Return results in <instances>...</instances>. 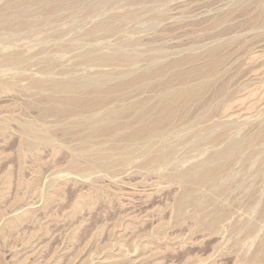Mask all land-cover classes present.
Here are the masks:
<instances>
[{
  "label": "rangeland",
  "instance_id": "rangeland-1",
  "mask_svg": "<svg viewBox=\"0 0 264 264\" xmlns=\"http://www.w3.org/2000/svg\"><path fill=\"white\" fill-rule=\"evenodd\" d=\"M8 1L11 2L9 5ZM16 1L0 0V264H264V215H261L264 210V193H262L264 192V181L262 179L264 177L262 176L264 175L262 168L264 167H261L264 163V154L262 156V153H264V64H262L264 63V40L261 41L260 39V33H263L264 28L260 27L258 23L250 22L254 11H243L246 0H188L189 2L186 5L176 9L177 13H175L176 10H173V12L170 10L172 14H175L171 16L170 20L168 19L170 18L169 15L166 16L167 20H165L166 17L163 18L164 21L161 19V24L159 20L155 22L153 15V17L150 16V12L154 13V6L148 0H146L147 2L143 0L138 3H132V0H107L109 2L106 3L103 0H92V2L91 0H76V3L74 0L75 4L70 6V8L69 6L61 5L59 3L60 0H43L39 1L40 3L38 1L34 2L36 4L31 6L29 11H32V14L30 13L31 17L30 14L24 17L26 19L28 17L27 20L30 22L33 19L34 25L32 22L30 27L19 26V16L13 15L10 18L12 19L10 22L13 21V18L14 21L8 27L3 20L6 15L12 12L13 7L11 5ZM100 1L102 2L101 5L99 4L101 3ZM56 2L60 5H56ZM143 2L146 3V9L150 6L151 9L144 10L143 6L145 4ZM148 2L149 6L147 5ZM90 3L97 6L96 10H90L92 6ZM140 3L143 5L139 6ZM54 4L57 9L52 10L55 6ZM128 5L133 7L131 8ZM60 6L62 7L60 8ZM127 7L130 8L128 11L133 10L139 13V15L137 14L138 19H125L123 24H117L114 20V25L116 27L119 26L114 29L115 31L113 30L114 32L112 31L114 34L112 32H108V34L102 29L93 30L96 22L101 19H107L106 17H109L110 13L114 14L117 11L126 13L128 12ZM136 7L139 12L137 9L134 10ZM157 8L167 11L163 6ZM39 10H41V13ZM96 11H99L100 14L97 12L95 15ZM148 11L150 12L148 13ZM149 17H152L153 23ZM36 19L40 23L35 22ZM44 19L45 21H43ZM119 24H122L123 30L120 29L121 26ZM232 39H235V41ZM1 42L3 45H1ZM127 42L128 44L130 42L133 46L127 45ZM94 43L95 45L98 43V45L95 47ZM119 44L122 45L120 46ZM81 46L84 48H80ZM214 46H218V51L216 50L218 55L222 53L227 55V61L224 66H227L228 76L230 77L237 74L236 68L230 67L234 66L238 61L243 63V68L256 65V70L243 76L240 73L237 79L233 81V85H230L232 91L239 87L236 89L238 96L228 101V107H232L230 109L231 115L228 117L218 114L213 119L207 120L208 122L210 121L212 126L215 125L212 127L208 122L197 119L203 112L204 107L197 106L199 107L197 108L193 106L192 109L195 108L191 109L187 116L176 119V127L174 125L167 130L164 141L156 138H153V140L148 139L146 141H151L149 143L143 141L141 145L144 147L140 146L137 148L138 151H136L138 144L135 141L128 140L119 133H116L117 137L115 135H109L111 136L109 137L106 134L99 136L97 134L94 137L89 136L87 132L89 125H94L96 122L94 117L100 115L108 107L122 106L137 98L153 99L152 102L155 101L161 91L159 83L163 80V76H167L168 72L171 73L179 69L186 70L192 65L191 63L184 62L185 64H180L176 68L167 69L163 74L153 75L147 80L139 81L140 85L138 82L134 87L122 88L117 92V97L116 93L110 95L107 106L106 104L101 105L95 102V96L89 89L77 90L76 94L86 96L87 100L78 106H74L76 110L70 113H57L51 110V102L47 99L49 95L59 97L64 92L57 91L54 88L51 89L49 83L42 88L43 90L31 84L32 78L64 80L68 77L70 79L71 77L77 78V76L84 77V75L85 77L87 75L89 79L91 78V82L100 80V83L102 79L104 83L114 84L116 81L113 80H117L116 77L120 72H125V77L127 78L132 77L135 73L137 74L142 70L140 66L141 68L144 65L147 66L148 62L146 63V61H149L148 66L157 63L165 64L172 59L192 54L193 50L195 51L193 54L196 55L197 53L195 64H204L206 57L202 55L203 52ZM65 47H68L67 50ZM91 47H95L98 50L95 48L93 50ZM119 49L121 51L126 49L129 52H123L124 54L129 55L132 53V56H134L130 55L133 59L128 56L133 60L130 59L132 64L130 61L127 62L125 60V62L123 60L124 66H122L129 71H125L124 68H122L123 70L120 68L122 71L118 69L122 67L121 61L120 63L117 61L111 62L112 64L114 62L118 63L120 66L115 63L113 66L110 65L111 63H107L108 65L104 64V67L102 65H96L97 67L94 65V68L93 65H90L88 68L84 58L82 59V55L79 54L81 51L83 53V51L90 52L92 50V54H97V52L109 54L110 50V53L113 51L112 53L115 54ZM13 50H15L14 52L19 50L27 53L24 54L23 67L18 66L17 68V66L4 65V56L11 51L13 52ZM50 52L51 54H49ZM134 58L137 59V61L135 59L136 62ZM52 62L53 64H49ZM124 62L128 63L132 68L139 66L138 71L137 68L129 69ZM105 65L108 67L106 68ZM148 66L145 68H148ZM112 68L115 69L114 72ZM145 68L143 67V69ZM109 72L110 76H108ZM127 72L131 76H128L130 74ZM51 75L53 76L47 77ZM121 76L119 77L121 78ZM228 76L226 78L224 75L226 81L229 79ZM94 77L95 80H93ZM104 77L107 80L103 79ZM175 85L177 84L172 86L174 87ZM213 93L212 91L207 92L206 98L210 94L212 96ZM136 94L139 95L137 96ZM218 97L221 98L222 96ZM120 100H123L122 103H120ZM192 111L193 114H191ZM188 116L190 117L188 118ZM132 117L133 114L127 113L123 115L122 119L130 120ZM26 125L34 127L35 131L33 130V134L29 133L27 135L24 129ZM207 126L215 129L216 132L210 129L209 131L211 132H208ZM228 127L227 131L229 132L222 137L226 138L225 141L228 138H233V136L237 139L246 136L247 139L246 137L244 139L247 141L251 136L252 138L258 136V138L249 139V144L245 142L248 145L245 144L243 152L234 157L236 160L234 159L233 161H237L241 160V157L246 156L245 159L243 158L245 162L242 159L244 166L240 165L242 160H239V162H232L233 166H229L230 171L235 174L229 172V168L227 169V173L229 172L228 174L232 177L236 178V175H238L237 178L239 177V179L236 178V181L239 180L238 183L234 177H229L228 179L226 175L224 179H227L224 181L227 182L229 180L228 182H230L231 179L234 180L232 185H230L231 188L238 187L241 190L244 182L240 181H247L248 184L246 182L244 185H247V189L251 188L252 190L255 178L258 175L259 178L261 175V178H256L255 183L258 180L260 182L263 181V183L261 182V186L258 187L260 185L258 181L257 187L254 186L252 192L255 191V188L256 190L259 188L258 194L262 195V197L259 195L254 196L252 192H250L251 194H245L239 189V193L237 190L230 189L231 193L235 192L233 196L236 197L235 199L229 193L228 196L230 195L233 198L230 199L231 197H228L226 193L225 195L228 198L217 196L220 198L217 200L215 196L214 198L217 201H210L209 196L212 193L211 191L208 192L210 188L206 187L207 190L201 186L202 188L200 189L199 185L198 187L197 185L192 186L195 185L193 182L190 183L192 184L191 188L193 187L192 190L198 188V191L196 189L190 196L185 195L184 184L176 179L173 180L171 176L183 169L185 170V168L187 169L190 164H195V161L197 163L204 162L208 159L207 156L213 153L214 147L211 144L204 145L203 133L207 136L211 133V136L212 134L215 135V133L219 134L222 128ZM46 128L48 130L47 133L50 132L52 138L51 144L43 143V138H41L45 134L44 132L46 131L44 129ZM178 129H182V131H178ZM193 130L198 131V134ZM237 131H240V133ZM195 133L196 135H194ZM258 134L263 137L260 135L259 138ZM197 135H200V138L198 137L199 140L196 138ZM95 138L99 139L96 140ZM195 139H197L198 145L204 144L202 146L196 145ZM200 140L203 141L200 142ZM254 140H256L255 143L251 142ZM152 142L155 144L153 145ZM86 143L92 145L90 150L85 151L83 148ZM99 143L102 144V148H108L114 144H119L121 147L126 146L128 151L132 152L134 150L132 158L136 160L131 159L133 161L130 166L128 164V166L123 167L117 163H112L105 170L97 169L98 166L94 158L96 153L100 151L96 150L100 146ZM163 143L170 144L169 146L165 145L169 156L165 160H168V158L171 160L169 159L167 162L164 160V163L162 161L156 164L144 165L143 161L145 158L156 156V154L159 156L165 152L163 151L165 150ZM146 146L150 151L146 149ZM150 146L153 147L149 149ZM160 147L161 150H159ZM139 149L141 150L139 151ZM143 150L148 152L147 155L150 152L153 155L150 153L151 155L147 156ZM210 152L212 153L210 154ZM254 152H258L255 157ZM118 153L111 152L112 155L109 159H112L113 155L114 158H117L119 156ZM247 158L251 162L249 160L246 161ZM255 158L256 160L259 159L258 161L255 160V162L260 165L253 164V168H251L252 163H255ZM247 162H250L248 163L249 165H247ZM92 163H95L97 167L94 166L96 167L94 168ZM234 163L237 165H234ZM74 164L76 165L73 166ZM158 165L163 167L159 168ZM254 168L255 170H253ZM247 169H250L252 173ZM246 171L250 173V176ZM244 172L249 176L247 180ZM254 172L257 174H254ZM169 173L172 174L170 177ZM239 174H244V176L242 175L244 178ZM248 180L252 181V184ZM249 183L251 184L250 186ZM191 188L189 187V189ZM247 189L246 191L249 192ZM202 191L204 193L207 191L205 193V196H208L207 199ZM242 191H245V189ZM249 195L256 197L257 200L253 199V197L250 198ZM205 199L209 200L213 206L219 201L220 206L217 204L214 209L208 202V204L206 203ZM216 211H219V213L222 211L223 213H218V215ZM214 212H216V215L213 214ZM217 215L220 216L219 220L211 222V219H217Z\"/></svg>",
  "mask_w": 264,
  "mask_h": 264
},
{
  "label": "bare ground",
  "instance_id": "bare-ground-1",
  "mask_svg": "<svg viewBox=\"0 0 264 264\" xmlns=\"http://www.w3.org/2000/svg\"><path fill=\"white\" fill-rule=\"evenodd\" d=\"M39 2V1H43V0H17L15 3H12L13 5H11L12 7H13V10H11L10 12V14L9 15H6L5 17H4V20H3V22L5 23V25H8V27L9 26H11V22H13L14 21V18H13V21H11L10 22V20H12V19H10L11 18V16H13V15H16V16H19V26H29L30 27V25L32 24V22H33V19H32V22H30L29 20H27L28 19V17H27V19L26 18H24V17H26L27 15H29L31 12H29L30 11V8H31V6L33 5V4H36V3H34V2ZM45 1V0H44ZM50 1V0H49ZM59 1V0H58ZM77 1H79V0H77ZM77 1L75 0V2L77 3ZM81 1V0H80ZM105 1V3L106 2H109V1H107V0H103V2ZM141 1H143V0H132V3L133 2H135V3H138V2H141ZM148 1H150L151 3H152V6H154V13L152 14V12H150V11H148V13L150 12L151 13V15L150 16H154V20H155V22L156 21H160L161 19H162V21H164L163 20V18L164 17H166L167 15H169L170 16V18H168L169 20L171 19V16L173 15V14H175V13H177V8L178 7H180V6H184V5H186V3L187 2H189L188 0H148ZM191 1H193V0H191ZM200 1V0H199ZM214 1V0H213ZM90 2V1H89ZM91 2H92V0H91ZM101 2V1H100ZM113 2H115V1H113ZM122 2V1H121ZM145 2H147L146 0H145ZM197 2V1H196ZM207 2V1H206ZM211 2V1H210ZM8 3V5L11 3L10 1H8L7 2ZM40 3V2H39ZM39 3H37V4H39ZM47 4H48V2H46ZM59 3H61V5H66V6H69V8H70V6H72V5H74L75 3H74V0H60V2ZM79 3V2H78ZM130 3V2H129ZM131 3V4H132ZM202 3V2H201ZM50 4V3H49ZM58 3L56 2V5H57ZM82 4V3H81ZM90 4H92V3H90ZM96 4V3H95ZM100 5L102 4V2L101 3H99ZM110 4V3H109ZM112 4V3H111ZM114 4V3H113ZM141 4L142 3H140V5L139 6H141ZM143 4H145V6H143L144 7V10L146 9L145 7H146V3H144L143 2ZM142 4V5H143ZM149 4V2L147 3V5ZM197 4V3H196ZM207 4H208V2H207ZM46 5V4H45ZM55 5V4H54ZM56 5L54 6V7H56ZM58 5H60V4H58ZM85 5V4H84ZM99 5V6H100ZM108 5V4H107ZM117 5H119V4H117ZM136 5V4H135ZM134 5V6H135ZM200 5V4H199ZM211 5V4H210ZM43 6H44V4H43ZM53 6V5H52ZM86 6V5H85ZM90 6V5H89ZM88 6V7H89ZM129 6V5H128ZM149 6V5H148ZM164 7L167 11H165V10H161V9H158L157 7ZM188 6V5H187ZM196 6V5H195ZM1 7V6H0ZM40 7V6H39ZM41 7H42V2H41ZM45 7V6H44ZM48 7H50V6H48ZM52 8V10H55V9H57V7L56 8ZM62 6H60V8H61ZM78 7V6H77ZM96 5H93L92 4V6L90 7V10L91 11H94V10H96ZM103 7V6H102ZM101 7V8H102ZM114 7H115V5H114ZM120 7V6H119ZM129 7H133L132 5L131 6H129ZM129 7H127V11H128V9H130ZM138 7V6H137ZM135 8L134 10H138V12H139V9L138 8ZM142 7V8H143ZM151 7V6H150ZM150 7H147V9L149 8V9H151ZM32 8H34V7H32ZM51 8V7H50ZM58 8H59V6H58ZM67 8V7H66ZM76 8V7H75ZM110 8V7H109ZM118 8V7H117ZM5 9V8H4ZM36 9H38V8H36ZM44 9V8H43ZM65 9V8H64ZM68 9V8H67ZM84 9V8H83ZM146 9V10H147ZM187 9V8H186ZM192 9V8H191ZM205 9V8H204ZM47 10V9H46ZM51 10V9H50ZM51 10V11H52ZM62 10V9H61ZM69 10V9H68ZM76 10V9H75ZM78 10H80V9H78ZM98 10V9H97ZM119 10V9H118ZM121 10V9H120ZM119 10V11H120ZM143 10V9H142ZM143 10V11H144ZM152 10H153V8H152ZM170 10L173 12V10H176V12L175 13H173L172 14V12H170ZM190 10V9H189ZM193 10V9H192ZM209 10V9H208ZM251 10H253L254 11V14L252 15V17H251V19H250V22H252V23H258V24H260V27H262V28H264V0H246V2H245V5H244V8H243V11H249V12H251ZM41 10H39V12H40ZM45 11V10H44ZM65 11V10H64ZM91 11H89L90 13H91ZM100 11V10H99ZM99 11H96V13H95V15L97 14V12L99 13ZM122 11V10H121ZM126 11V10H125ZM142 11V12H143ZM33 12H34V10H33ZM43 12V11H42ZM76 12H77V10H76ZM87 12V11H86ZM109 12V11H108ZM141 12V11H140ZM37 13V12H36ZM35 13V14H36ZM41 13V12H40ZM46 13V12H45ZM50 13V12H49ZM58 13H59V11H58ZM89 13V14H90ZM100 13H102L101 11H100ZM99 13V14H100ZM146 13V12H145ZM202 13V12H201ZM3 14V13H2ZM32 14V13H31ZM30 14V17L32 16ZM38 14V13H37ZM36 14V15H37ZM53 14H54V11H53ZM55 14H57V13H55ZM103 14V13H102ZM105 14V13H104ZM112 13H110V16L109 17H106L107 19H104V20H100V21H98V22H96L95 24H94V27H93V30L95 31V30H97V29H102V31L104 30V32H106V33H108V32H112L114 29H117L118 27H116L115 25H114V22L116 21V23L118 24V23H124L123 21L125 20V19H138V15H139V13H137V11H133V10H131V11H128V12H116V13H114V14H112ZM138 14V15H137ZM142 14V13H141ZM140 14V15H141ZM147 14V13H146ZM145 14V15H146ZM179 14V13H178ZM198 14V13H197ZM200 14V13H199ZM34 15V14H33ZM42 15V14H41ZM48 15V14H47ZM46 15V16H47ZM63 15V14H62ZM92 15H93V13H92ZM143 15V14H142ZM148 15V16H149ZM183 15V14H182ZM195 15V14H194ZM15 16V17H16ZM50 16V15H49ZM57 16H58V14H57ZM152 16V17H153ZM180 16V15H179ZM34 17V16H33ZM42 17V16H41ZM44 17H45V15H44ZM54 17V16H53ZM59 17V16H58ZM99 17V16H98ZM97 17V18H98ZM141 17V16H140ZM146 17H147V15H146ZM152 17H149L150 19L152 18ZM197 17V16H196ZM18 18V17H17ZM48 18V17H47ZM91 18V17H90ZM89 18V19H90ZM95 18V17H94ZM143 18V17H142ZM141 18V19H142ZM174 18V17H173ZM176 18V17H175ZM179 18V17H178ZM182 18V17H181ZM214 18V17H213ZM38 19V18H37ZM37 19L35 20V22L37 21ZM39 19H40V16H39ZM38 19V20H39ZM49 19V18H48ZM177 19V18H176ZM180 19V18H179ZM198 19V18H197ZM196 19V20H197ZM215 19V18H214ZM30 20H31V18H30ZM47 20V19H46ZM99 20V19H98ZM115 20V21H114ZM118 20H120V21H122V22H120V21H118ZM152 20V19H151ZM165 20H167V17L165 18ZM184 20V19H183ZM16 21H17V19H16ZM16 21H15V23H16ZM43 21H45V19L43 20ZM150 21V20H149ZM176 21V20H175ZM181 21V20H180ZM47 22V21H46ZM126 22V21H125ZM168 22V21H167ZM178 22V21H177ZM176 22V23H177ZM182 22V21H181ZM213 22H215V21H213ZM37 23H40V21L38 22L37 21ZM53 23V22H52ZM148 23V22H147ZM152 23H153V20H152ZM170 23V22H169ZM194 23V22H193ZM50 24V23H49ZM121 24V25H122ZM150 24V23H149ZM160 24H161V21H160ZM168 24V23H167ZM175 24V23H174ZM13 25V24H12ZM33 25H34V22H33ZM36 25V24H35ZM120 25V24H119ZM120 25V26H121ZM144 25V24H143ZM252 25V24H251ZM14 26H15V24H14ZM32 26V25H31ZM41 26V25H40ZM43 26H44V24H43ZM159 26V25H158ZM174 26V25H173ZM13 27V26H12ZM11 27V28H12ZM16 27H18L17 25H16ZM63 27V26H62ZM149 27H151V26H149ZM161 27V26H160ZM171 27V26H170ZM253 27V26H252ZM7 28V27H6ZM28 28V27H27ZM48 28V27H47ZM55 28H57V27H55ZM54 28V29H55ZM61 28V27H60ZM59 28V29H60ZM123 27L121 26L120 27V29L121 30H123L122 29ZM155 28V27H154ZM176 28V27H175ZM22 29H24V28H22ZM31 29V28H30ZM35 29V28H34ZM62 30H63V28H61ZM70 29V28H69ZM119 29V30H120ZM118 30V31H119ZM150 30V29H149ZM174 30V29H173ZM31 31V30H30ZM68 31V30H67ZM115 31V30H114ZM113 31V32H114ZM58 32V31H57ZM91 32V31H90ZM103 32V34H105ZM112 32V34H114ZM122 32V31H121ZM176 32V31H175ZM255 32V31H254ZM122 33H124V32H122ZM109 34V33H108ZM112 34H110L112 37H113V35ZM116 34H117V31H116ZM125 34V33H124ZM109 35V36H110ZM107 36V35H106ZM175 36V35H174ZM173 36V37H174ZM234 36V35H233ZM99 38V37H98ZM104 38V37H103ZM109 38V37H108ZM254 38V37H253ZM257 38V37H256ZM3 39V38H2ZM6 39V38H5ZM97 39V38H96ZM237 39V38H236ZM260 39H261V41L262 40H264V31H263V33H260ZM4 40V39H3ZM8 40V39H7ZM11 40V39H10ZM123 40V39H122ZM232 40H234L235 41V39H232ZM241 40V39H240ZM5 41V40H4ZM13 41V40H12ZM125 41V40H124ZM123 41V42H124ZM130 41V40H129ZM135 41H137V40H135ZM98 42V41H97ZM99 42H101V41H99ZM139 42V41H138ZM211 42V41H210ZM237 42V41H236ZM256 42V41H255ZM254 42V43H255ZM15 43V42H14ZM13 43V44H14ZM96 43V42H95ZM95 43H94V46L96 47V45H98V43L95 45ZM119 43V42H118ZM125 43H126V41H125ZM124 43V44H125ZM132 43V42H131ZM85 44V43H84ZM106 44V43H105ZM123 44V43H122ZM121 44V45H122ZM129 44H130V42H129ZM128 44V42H127V45H129ZM133 44H134V42H133ZM1 45H3V43L1 42ZM8 45V44H7ZM15 45H16V43H15ZM54 45V44H53ZM61 45V44H60ZM64 45V44H63ZM81 45V44H80ZM100 45V44H99ZM120 45V44H119ZM120 45V46H121ZM9 46H11V45H9ZM13 46V45H12ZM48 46V45H47ZM83 46V45H82ZM80 47V48H84V47ZM102 46V45H101ZM105 46V45H104ZM107 46H109V45H107ZM116 46V45H115ZM114 46V47H115ZM117 46H118V44H117ZM130 46H133V45H131L130 44ZM135 46V45H134ZM195 46V45H194ZM17 47V46H16ZM15 47V48H16ZM24 47V46H23ZM22 47V48H23ZM50 47H52V46H50ZM54 47H57V46H54ZM95 47H91V48H93V50H94V48ZM193 47V46H192ZM221 47V46H220ZM19 48V47H18ZM61 48V47H60ZM66 48V50H67V48L68 47H65ZM80 48H78V49H80ZM107 49H108V47H106ZM130 48V47H129ZM128 48V49H129ZM197 48V47H196ZM217 48H218V46L216 47V46H214V47H211V48H208L207 50H206V52H203V54L202 55H204L205 57H206V61L204 62V64L202 65V64H195V62H196V59H197V53H196V55L195 54H193L195 51L193 50V53L191 54H187V55H184V56H181V57H178V58H175V59H172L171 61H169V62H166L165 64H159V63H157V64H155V65H152V66H148L149 65V61H146V65L148 66V68H145V67H147V66H143L145 69H143V67L141 68V66H140V69H142V70H140L137 74L135 73L134 74V76H132V77H125V72H120V73H118L119 75L116 77V79L117 80H113V81H116L114 84H107L108 82H102V79H101V82L99 83V81L100 80H95V77L93 78V80H95V81H93V82H91L90 81V79L87 77V75H86V77L89 79H87L86 77H85V75H84V77H79V76H77V78L75 77V78H73V77H71L70 79H68L67 77V79H64V77H63V79L64 80H62V79H54V78H52V79H48V78H40V77H38V78H32L31 79V84L33 85V86H36V87H38V89H40V90H43L42 88H44L45 87V85L47 84V83H49L51 86H49V87H51V89L52 88H54V89H57V91L58 90H60V92L62 91V92H64L61 96H55V95H49V96H47V99H49L50 100V102H51V110H53V111H55V112H68V113H70V112H73V111H75L76 109H75V107L74 106H78L80 103L82 104L83 102H85L87 99H86V96L84 97V96H80V95H77L76 94V91L77 90H80V89H89L93 94H94V96H95V99H96V101L95 102H97L98 104H101V105H104V104H106V106H107V102L109 101V99H110V95H113V94H115L116 93V97H117V92H119L122 88L124 89L125 87H128V86H135V85H137V83L139 82V81H143V80H147V79H149L151 76L153 77V75H157V74H163L167 69H169V68H172V67H178V66H180V64H183L184 62H186V63H191L192 65L188 68V69H186V70H183V69H179V70H176V71H172V69H171V73H169L168 72V75L167 76H163L164 78H163V80L159 83V88L161 87V91L159 92V94H158V96H157V98H156V100L155 101H153L152 102V100L150 99V100H148V99H142V98H137V99H134L133 101H130V102H128L127 104H124V105H122V106H111V107H108L106 110H104L100 115H98V116H96V117H94V120L96 121H94L95 123H94V125H92V124H90L89 125V129H88V135L89 136H91V137H94V136H96L97 134V136H99V135H104V134H106L107 136H109V135H115L116 137H117V135H116V133H119V134H121L122 136H124L125 138H127L128 140H132L133 142L135 141V143L136 144H138V146H136V151H138L137 150V148H139L140 146H142V147H144L143 145H141L142 144V142L143 141H146V140H148V139H151V140H153V138H156V139H160V140H163L164 141V138L166 137V134H167V130L168 129H170V128H172L174 125H175V121H176V119L177 118H179V117H184V116H187L190 112H191V109H192V107L193 106H199V107H204V109H203V112H201V114L198 116L199 118H197L198 120H204V121H206V122H208L207 120H210V119H213L216 115H221V116H230L231 114V112H230V109L232 108H230V107H228V105H229V99H234V98H236L238 95L236 94L237 93V88H239V87H237V88H235V90L234 91H232L231 90V88H230V85L232 86L233 85V81L234 80H236L237 79V77H238V75L241 73L242 75L241 76H243V75H247L248 73H250V72H252V71H254V70H256L255 68H256V65L255 66H249V67H247V68H243L242 67V65H243V63H240L241 61H238L237 63H235V65L234 66H232V67H230V68H236V70H237V74H235V75H233L232 77H230V76H228V69H227V66H224V64H226V61H227V55H223V53L222 54H217L216 53V50H217ZM7 49H8V47H7ZM10 49V48H9ZM12 49V48H11ZM32 49V48H31ZM42 49H44V48H42ZM45 49H47V48H45ZM57 49H59L58 47H57ZM95 49H97V48H95ZM104 49V48H103ZM26 50V49H25ZM30 50V49H29ZM34 50V49H33ZM49 50V49H48ZM71 50V49H70ZM81 50V49H80ZM90 50V49H89ZM93 50L92 51H90V52H84L83 51V53H79V54H81L82 55V59L84 58V62H86V64H87V67L88 66H90V65H104V64H106V65H108L107 63H111V62H113V61H117V62H119L120 63V61L122 62V64H121V66L123 65V60L125 61H127V62H129L130 61V59L132 58V57H134V56H132V53H130L129 55H127V54H124V53H126L127 51H126V49H125V51L124 50H122L121 51V49H119V51H117V53H115V54H113L112 52V54L110 53V51L112 50H110L109 51V54L107 53L106 54V52H104V53H98L97 52V54H92L93 53ZM98 50V49H97ZM15 50H13V52L11 51L10 53H8L7 55H5L4 56V59H3V63H4V65L6 66L7 64L8 65H12V66H17V68H18V66H22L23 65V61H24V54H27L26 52L25 53H23L22 51H19V50H16L17 52H14ZM42 51V50H41ZM45 51V50H44ZM59 51V50H58ZM87 51H88V49H87ZM100 51H101V49H100ZM105 51H107L106 49H105ZM132 51V50H131ZM191 51V50H190ZM205 51V50H204ZM218 51V50H217ZM29 52V51H28ZM59 52H61V51H59ZM92 52V53H91ZM103 52V51H102ZM108 52V51H107ZM115 52V51H114ZM124 52V53H123ZM129 52V51H128ZM127 52V53H128ZM135 52V51H134ZM95 53V52H94ZM250 53V52H249ZM49 54H51V52L49 53ZM60 54V53H59ZM65 54H67L66 52H65ZM186 54V53H185ZM54 55V54H53ZM52 55V56H53ZM127 55V56H126ZM132 57H131V56ZM133 55H135V54H133ZM151 55V54H150ZM158 55V54H157ZM183 55V54H182ZM198 55H199V53H198ZM131 57V58H129V57ZM138 56V55H137ZM142 56V55H141ZM156 56V55H155ZM199 56H201V55H199ZM203 56V57H204ZM25 57H26V55H25ZM49 57H51L50 55H49ZM81 57V56H80ZM140 57V56H139ZM145 57V56H144ZM148 57V56H147ZM47 58V57H46ZM53 58V57H52ZM52 58H50V59H52ZM57 58V57H56ZM162 58V57H161ZM169 58V57H168ZM167 58V59H168ZM199 58V57H198ZM133 59V58H132ZM131 59V60H132ZM135 59L136 58H134V61H135ZM147 59V58H146ZM145 59V60H146ZM154 59V58H153ZM158 59V58H157ZM155 60V59H154ZM153 60V61H154ZM158 60H160V59H158ZM163 60V59H162ZM170 60V59H169ZM252 60V59H251ZM83 61V60H82ZM125 61V62H126ZM133 61V60H132ZM132 61H130L131 62V64H132ZM136 61H137V59H136ZM135 61V62H136ZM51 62V61H50ZM57 62V61H56ZM83 62V63H84ZM124 62V64H127L128 65V63H125ZM135 62H133L134 64H135ZM255 62V61H254ZM115 63V62H114ZM113 63V64H114ZM228 63V62H227ZM262 63V62H261ZM49 64H53V62L52 63H49ZM49 64H48V67H49ZM85 64V65H86ZM113 64L111 63L110 65H112L113 66ZM115 64H118V63H115ZM133 64V65H134ZM185 64V63H184ZM252 64V63H251ZM262 64H264V63H262ZM262 64H261V66H262ZM55 65V64H54ZM106 65H105V67H106ZM136 65V64H135ZM134 65V66H135ZM138 65V64H137ZM11 66V67H12ZM53 66V65H52ZM95 66H94V68H95ZM96 66V67H97ZM118 66H120L119 64H118ZM124 66V65H123ZM116 67V68H118V69H122V68H126V67ZM132 66V65H131ZM260 66V65H259ZM3 67V66H2ZM8 67V66H7ZM23 67V66H22ZM26 67V66H25ZM92 67V66H91ZM101 67V66H100ZM104 67V66H103ZM103 67H102V69H103ZM108 67V66H107ZM106 67V68H107ZM128 67H129V69H131L132 67H130L129 65H128ZM127 67V68H128ZM223 67H225V69H223ZM6 68V67H5ZM89 68V67H88ZM93 68V67H92ZM93 68V69H94ZM135 68H137V71H138V68H139V66L138 67H134V68H132V70L133 69H135ZM264 68V67H263ZM16 69V68H15ZM51 69V68H50ZM113 69V68H112ZM120 69V70H121ZM5 70V69H4ZM47 71H48V69H46ZM105 70V69H104ZM114 70L115 69H113L112 71L114 72ZM123 70V69H122ZM121 70V71H122ZM128 70V69H127ZM126 69H125V71H127ZM2 71V70H1ZM6 71V70H5ZM40 71V70H39ZM42 71V70H41ZM91 71V70H90ZM110 71V70H109ZM129 71V70H128ZM131 71V70H130ZM135 72H136V70H134ZM264 71V70H263ZM10 72V71H9ZM13 72V71H12ZM20 72V71H19ZM23 72V71H22ZM111 72V71H110ZM110 72H109V75L108 76H110ZM112 72V73H113ZM7 73V72H6ZM128 73V72H127ZM13 74V73H12ZM45 74V73H44ZM103 74V73H102ZM107 74V73H106ZM128 74H130V73H128ZM231 74V73H230ZM50 75V74H49ZM80 75V74H79ZM88 75H90V74H88ZM94 75V74H93ZM92 75V76H93ZM122 75V76H121ZM224 75H225V77L226 76H228L229 77V79H227L228 81H226L225 80V77H224ZM13 76V75H12ZM15 76V75H14ZM53 75H51V76H47V77H52ZM83 76V75H82ZM91 76V75H90ZM113 76V75H112ZM115 76V75H114ZM119 76H121V78L119 77ZM128 76H131V74L130 75H128ZM3 77V76H2ZM125 77V78H124ZM158 77H160L159 75H158ZM60 78V77H59ZM97 78V77H96ZM101 78V77H100ZM107 78V77H106ZM112 78V77H111ZM111 78H108V79H111ZM227 78V77H226ZM11 79V78H10ZM10 79H9V81H10ZM30 79V78H29ZM48 79V80H47ZM98 79V78H97ZM103 79H105V77L103 78ZM115 79V78H114ZM196 79V80H195ZM13 80V79H12ZM92 80V79H91ZM105 80H107V79H105ZM112 80V79H111ZM157 80H158V78H157ZM9 81H8V83H9ZM159 81V80H158ZM147 82V81H146ZM153 82V81H152ZM151 82V83H152ZM218 82V83H217ZM251 82V81H250ZM7 83V82H6ZM148 83V82H147ZM154 83V82H153ZM156 83V82H155ZM249 85H250V83L249 82H247ZM10 84H12L11 82H10ZM16 84V83H15ZM142 84V83H141ZM145 84V83H144ZM143 84V85H144ZM174 84H177V85H175L174 87L172 86V85H174ZM252 84V83H251ZM1 85V84H0ZM6 85V84H5ZM31 85V86H32ZM48 85V84H47ZM139 85H140V82H139ZM138 85V86H139ZM147 85V84H146ZM7 86H8V84H7ZM148 86H149V84H148ZM151 86H153V85H151ZM133 87H132V90H133ZM144 87V86H143ZM216 87V88H215ZM128 88H130V87H128ZM137 88V87H136ZM155 88V87H154ZM127 89V88H126ZM141 89V88H140ZM148 89V88H147ZM131 90V91H132ZM142 90V89H141ZM153 90V89H152ZM151 90V91H152ZM158 90V89H157ZM127 91V90H126ZM129 91V90H128ZM148 91V90H147ZM209 91H212V96H211V94L209 95V97L208 98H206V93L207 92H209ZM240 91V90H239ZM150 92V91H149ZM235 92V93H234ZM123 93H124V91H123ZM126 93V92H125ZM128 93V92H127ZM133 93V92H132ZM158 93V92H157ZM239 93V92H238ZM120 94V93H119ZM252 94V93H251ZM43 95H44V93H43ZM131 95V94H130ZM137 95V94H136ZM135 95V96H136ZM139 95V94H138ZM137 95V96H138ZM144 96H146V95H144ZM154 96V95H153ZM156 96V95H155ZM217 96V97H216ZM218 96H222L221 98H219ZM126 97V96H125ZM151 97V96H150ZM92 98V97H91ZM121 98V97H120ZM130 98V97H129ZM225 98V99H224ZM226 98H227V100H226ZM46 99V98H45ZM115 99V98H114ZM111 101V100H110ZM121 101V100H120ZM123 101V100H122ZM122 101L120 102V103H122ZM149 101H151V102H149ZM110 104V103H109ZM112 105V104H111ZM199 107H197V108H199ZM195 108V107H194ZM193 108V109H194ZM192 109V110H193ZM234 111H235V109L232 111L233 113H234ZM241 111V110H240ZM242 112V111H241ZM127 113H131V114H133V117H132V119H130V120H127V119H122V117H123V115H126ZM236 113H237V110H236ZM243 113H245V112H243ZM191 114H193V111H192V113ZM240 114V113H239ZM233 115V114H232ZM190 116H188V118H189ZM129 118V117H128ZM92 119V118H91ZM91 119H89V120H91ZM196 119V120H197ZM219 119V118H218ZM88 120V119H87ZM132 121H133V123H132ZM212 122V121H211ZM87 123V122H86ZM209 123V125L210 126H212L211 125V123H210V121L208 122ZM89 124V123H88ZM205 124V123H204ZM214 124V123H213ZM132 125V126H131ZM208 125V124H207ZM213 126H215V125H213ZM212 126V127H213ZM175 127H176V125H175ZM208 127V126H207ZM179 128V127H178ZM181 128V127H180ZM25 129V132L27 133V135H29V133H32L33 132V130L35 131V129H34V127L32 126V125H26V128H24ZM203 129V128H202ZM201 129V130H202ZM209 129L210 130H215V129H212V128H209L208 127V132H211V131H209ZM222 129H224V128H222ZM221 129V132L219 133V134H217V133H215V135H211L210 136V134H209V136H207V135H205L204 133L202 134V138H204V142H205V144L204 145H206V144H211V146L212 147H214V151L212 150V152H210V156H207L208 157V159H206L204 162H201V163H197V161H195L196 163L195 164H193V165H191L190 164V166L186 169L185 168V170L183 171L182 169V171H179L178 173H174L173 175L171 174V173H169V177H170V175H172L171 177L173 178V180L174 179H176V180H178L179 182H181V183H183L184 184V188H185V190H184V194L185 195H191L192 194V192L194 193V191L197 189V191H198V188H194L195 190H192V188H191V185L192 184H190V183H194L195 185H192V186H196L197 185V187H198V185L200 186V189L203 187H207V188H210L209 189V191L208 192H212L211 194H210V196H209V200L211 201V200H216L214 197L216 196H218V197H220L221 198V196H222V198H224V197H226V193H227V196H228V194L230 193V195L233 197L234 196V193L232 194L231 193V190L230 189H233V188H231V186L230 185H232V182L234 181V180H232L231 179V184H229L230 182H228L229 180H227V182H225L224 180H226L227 178L229 179V177H231V178H233L230 174H228L229 172H233V171H230L231 169L229 168V166L230 165H232V162H239V160H237V161H233L235 158V156L236 155H240V153H242L243 152V149H244V147H245V144H249V139H251L252 138V136H251V138H248V141L247 140H245L244 138L246 137H244V138H240L239 136V138L240 139H237L236 137L234 138V136H233V138H231V139H227L226 141H225V139L226 138H222V137H224L225 135H227V132H229V131H227L228 129H229V127L228 128H225L224 130H222ZM46 132H44L45 134L43 135V137H41V138H43L42 139V141H43V143L45 142V143H50L51 144V142H52V138H51V136H50V132L49 133H47L48 132V130H47V128L46 129H44ZM177 130V129H176ZM182 131V129H178V131ZM197 130V129H196ZM231 130V129H230ZM50 131V130H49ZM172 131V130H171ZM194 131V130H193ZM198 131L200 132V130L198 129ZM197 131V132H198ZM212 131V132H213ZM121 132V133H120ZM190 132H192V131H190ZM194 132H196V131H194ZM196 132V133H197ZM202 132V131H201ZM215 132H216V130H215ZM238 133H240V131H237ZM169 133V132H168ZM196 133L194 134V135H196ZM214 133V132H213ZM33 134V133H32ZM34 134H36V132H34ZM52 134V133H51ZM170 134H173V133H170ZM198 134V133H197ZM200 134V135H201ZM40 135V134H39ZM169 135V134H168ZM167 135V136H168ZM174 135V134H173ZM179 135V134H178ZM200 135H197V139L199 140V136ZM203 135H205V136H203ZM236 135H238V134H236ZM259 135V134H258ZM261 135V134H260ZM260 135H259V138H260ZM32 136V135H31ZM34 136V135H33ZM207 136V137H206ZM262 136V135H261ZM109 137H111V136H109ZM115 137V138H116ZM124 137H122V138H124ZM171 137H172V135H171ZM199 137V138H198ZM206 137V138H205ZM248 137H249V135H248ZM254 137H255V135H254ZM263 137V136H262ZM261 137V138H262ZM100 138H101V136H100ZM114 138V139H115ZM201 138V139H202ZM256 138H258V136L257 137H255V138H252V139H256ZM264 138V137H263ZM31 139V138H30ZM33 139V138H32ZM90 139V138H89ZM96 139V138H95ZM99 139V138H98ZM98 139H96V140H98ZM112 139V138H111ZM197 139H195L196 140V145H198L197 144ZM246 139H247V137H246ZM110 140V139H109ZM150 140V141H151ZM261 140V139H260ZM260 140H258V141H260ZM30 141H32V140H30ZM33 141H34V139H33ZM149 141V142H150ZM157 141H159V140H157ZM157 141H155L156 143H157ZM201 141H203V140H200V142ZM224 141V142H223ZM263 141V140H262ZM94 142V141H93ZM111 142V141H110ZM109 142V143H110ZM146 142H148V141H146ZM148 142V143H149ZM200 142L198 141V143L200 144ZM223 142V143H222ZM245 142H247V143H245ZM251 142H256V140H254V141H251ZM108 143V144H109ZM112 143H114L113 141H112ZM117 143V142H116ZM162 143V142H161ZM194 143V144H195ZM219 143H221L220 145H219ZM100 144V143H99ZM122 144V143H121ZM144 144V143H143ZM152 144H153V142H152ZM155 144V143H154ZM153 144V145H154ZM160 144V143H159ZM158 144V145H159ZM203 144H201V145H198V146H202ZM216 144V145H215ZM247 144V145H248ZM107 145V144H106ZM126 145H128V144H126ZM150 145V144H149ZM148 145V146H149ZM157 145V146H158ZM163 145H164V147H165V150H163V151H165V152H163L162 154H160L159 156H157V154H156V156H150V157H148V158H145L144 159V161H143V164L144 165H146V164H156V163H158V162H162L163 161V163H164V160L165 159H167V157H169L168 155H167V150H166V146L165 145H167V143H163ZM163 145H159V146H163ZM170 145V144H169ZM169 145H167V146H169ZM95 146V145H94ZM96 146H98L97 144H96ZM158 146V147H159ZM142 147H141V149H142ZM153 146H150V148L149 149H151ZM83 148L85 149V151L86 150H90V148H92V145L91 144H84V146H83ZM127 148L128 147H126V146H122L121 147V145H119V144H114L113 146H110V147H108V148H102V144H100V146H98L97 148H96V150H100V151H98L97 153H96V156H95V158H94V161H95V163L97 164V166L95 165V163H92V165H93V167L94 166H96L97 167V169L98 168H100V170H105L106 168H108L109 167V165L110 164H112V163H117V164H119L120 166H123V167H125L126 165L128 166V164H129V166H130V163L133 161V160H136L135 158H132L133 156V151L134 150H132V152L131 151H128L127 150ZM135 148V147H134ZM168 148V147H167ZM170 148V147H169ZM259 148V147H258ZM102 149V150H101ZM141 149H139V151L141 150ZM146 149H147V146H146ZM174 149V148H173ZM200 149V148H199ZM213 149V148H212ZM249 149V148H248ZM255 149H257L256 147H255ZM131 150V149H130ZM148 150V149H147ZM159 150H161V147H160V149ZM169 151H170V149H168ZM172 150V149H171ZM251 150V149H250ZM254 150V149H253ZM92 151H93V149H92ZM106 151V152H105ZM144 152H145V150H143ZM148 151H150V150H148ZM153 151V150H152ZM248 151V150H247ZM111 152H114L115 154H116V152H119L118 153V157L116 158H114V155H113V157H112V159H109V158H111ZM160 152H162V151H160ZM159 152V153H160ZM172 152V151H171ZM171 152H170V154H171ZM253 152V151H252ZM95 153V152H94ZM146 153V155H147V153L148 152H145ZM145 153H142V154H145ZM151 153V152H150ZM149 153V155H153V153H151L150 154ZM245 153V152H244ZM243 153V154H244ZM255 153V152H254ZM259 153H260V151H259ZM248 154V153H247ZM256 154H258V152L257 153H255V155H254V157L256 156ZM263 154L264 153H262V156H263ZM149 155H147V156H149ZM252 155V154H251ZM243 156V155H242ZM259 156H260V154H259ZM246 157V156H245ZM245 157H241L242 159L244 158L245 159ZM248 157H249V155H248ZM251 158H253L252 156H250ZM142 158V157H141ZM239 158V157H238ZM259 158V157H258ZM75 159V158H74ZM131 159H133V160H131ZM170 158H168V160H169ZM241 159V160H242ZM243 159V160H244ZM93 160V159H92ZM168 160H165L166 162L168 161ZM171 160V159H170ZM236 160V159H235ZM240 160V161H241ZM243 160L241 161L242 162V164H240V165H242V166H244V164H243ZM249 160V158H247L246 159V161H248ZM255 160H256V158L254 159V162H255ZM259 160V159H258ZM258 160H256V161H258ZM91 161V160H90ZM93 161V162H94ZM139 161V160H138ZM137 161V162H138ZM250 161V160H249ZM176 162V161H175ZM178 162V161H177ZM244 162H245V160H244ZM251 162V161H250ZM250 162H247V165H249L248 163H250ZM259 162H262V161H259ZM90 163V162H89ZM88 163V164H89ZM134 163V162H133ZM132 163V164H133ZM182 163H183V161H182ZM181 163V164H182ZM135 164V163H134ZM168 164H169V162H168ZM175 164V163H174ZM253 164H256V162L255 163H252V165H251V168H253ZM257 164H259V163H257ZM256 164V165H257ZM76 164H74L73 166H75ZM160 165V164H159ZM158 165V166H159ZM161 165H162V163H161ZM165 165V164H164ZM176 165V164H175ZM189 165V164H188ZM234 165H237V164H235L234 163ZM255 165V166H256ZM260 165V164H259ZM262 165V164H261ZM89 166V165H88ZM140 166V165H139ZM155 166H157V165H155ZM154 166V167H155ZM169 167H170V165H168ZM172 166V165H171ZM181 166V165H180ZM233 166V165H232ZM96 167H94V168H96ZM161 166H159V168H160ZM163 167V166H162ZM161 167V168H162ZM169 167H167V168H169ZM178 167V166H177ZM184 167V166H183ZM200 167V168H199ZM246 167V166H245ZM257 167V166H256ZM260 167V166H259ZM261 167H264V163H263V166H261ZM260 167V168H261ZM92 168V167H91ZM167 168H166V170H167ZM176 168V167H175ZM229 168V172L227 173V169ZM240 168V170H241V166L239 167ZM247 168H250V167H247ZM260 168H258V169H260ZM172 169V168H171ZM179 169V168H178ZM257 169V170H258ZM156 170H158V169H156ZM175 170V169H174ZM233 170V169H232ZM238 171H240L239 169H237ZM242 170H243V168H242ZM246 170V169H245ZM248 170V169H247ZM250 170V169H249ZM248 170V171H249ZM253 170H255V168L253 169ZM252 170V171H253ZM264 170V168H262V171ZM234 171H236L235 169H234ZM238 171H237V173H238ZM260 171V170H259ZM258 171V172H259ZM170 172V171H169ZM175 172V171H174ZM243 172V171H242ZM247 172V171H246ZM246 172H244V174L246 173ZM162 173V172H161ZM160 173V174H161ZM167 173V172H166ZM234 173V172H233ZM247 173H249V172H247ZM250 173H252L251 172V170H250ZM250 173H249V176H250ZM264 173V172H263ZM235 174V173H234ZM244 174H242L243 176H244ZM254 174H257L256 172H254ZM259 174V173H258ZM261 174H262V172H261ZM225 175H226V179H224V177H225ZM228 175V176H227ZM240 175V174H239ZM242 175H240L241 177H243ZM246 175V180H247V178L249 177V176H247L248 174H245ZM237 176L238 175H236V178H237ZM259 176V175H258ZM258 176L256 177V178H258ZM262 176H264V175H262ZM253 177H254V175H253ZM235 178V177H234ZM236 178H235V181H236ZM244 178V177H243ZM256 178H255V181H256ZM259 178H261V175H260V177ZM258 178V179H259ZM237 179H239V177L237 178ZM250 179V178H249ZM254 179V178H253ZM257 179V180H258ZM263 179V181H264V177L262 178ZM242 180V179H241ZM238 181L239 180H237L236 182L238 183ZM249 181V180H248ZM255 181H254V183H255ZM259 181V180H258ZM257 181V182H258ZM263 181H261L262 183H263ZM240 182H244V184L247 182H245V181H240ZM250 183L252 182V181H249ZM257 182L254 184L253 183V186H252V190H253V188H254V186H256V184H257ZM260 182V181H259ZM261 182L259 183L260 185H258V187L259 186H261ZM249 183V186L252 184H250ZM179 184V183H178ZM182 184V185H183ZM190 184V185H189ZM235 184V183H234ZM241 184V183H240ZM243 184V185H244ZM246 184H248V182L246 183ZM188 185H189V187L191 188V189H189V187H188ZM242 185V190H244L245 189V191H242L241 189H239L238 187H236V188H234L233 190H237V192H238V189L239 190H241V192L243 193H250V192H252V190H251V188L250 189H247L246 187H247V185L245 186V188H244V186ZM202 186V187H201ZM234 186V185H233ZM236 186V185H235ZM239 186V185H238ZM248 186V187H249ZM240 187H241V185H240ZM257 187V186H256ZM206 188V189H207ZM261 188V187H260ZM205 189V190H206ZM246 189L247 190H249V192L248 191H246ZM204 190V191H205ZM208 190V189H207ZM232 190V191H233ZM258 190H259V188H258ZM258 190H256V188H255V191H253L252 193V195H254V196H261L262 197V195H260V194H258L259 193V191ZM263 190V189H262ZM230 191V192H229ZM203 192V191H202ZM201 192V193H202ZM204 193V192H203ZM205 193H207V191L205 192ZM205 193H204V197H206V199H207V197L208 196H205ZM239 193V192H238ZM261 193V192H260ZM262 193H264V192H262ZM261 193V194H262ZM251 194V193H250ZM185 195H183L184 197H185ZM194 195V194H193ZM203 195V194H202ZM206 195H208V194H206ZM224 195V196H223ZM229 195V196H230ZM236 195V194H235ZM252 195H249L250 196V198H252L253 196ZM264 195V194H263ZM186 196V197H187ZM228 196V197H229ZM230 196V197H231ZM217 197V200L218 199H220V198H218ZM228 197H226V198H228ZM230 198V199H235L236 197H233V198ZM261 197H259L260 199H261ZM264 197V196H263ZM202 198V197H201ZM211 198H214V199H211ZM205 199V201H206V203L208 202L209 203V205H211L210 204V201L208 200H206ZM253 199H256L257 200V198L255 197H253ZM216 200V201H217ZM262 200V199H261ZM204 201V202H205ZM216 201H214V202H216ZM234 201V200H233ZM260 201V200H259ZM219 202V201H218ZM214 203L215 205H217V204H219V203ZM207 203V204H208ZM215 205L213 206V205H211V206H213L214 207V209H215ZM218 206H220V204L218 205ZM219 208H221V207H219ZM218 208V209H219ZM218 209H216V210H218ZM219 210H221V209H219ZM225 210V209H224ZM233 211V210H232ZM264 211V210H263ZM263 211H262V214L261 215H264V213H263ZM217 212V211H216ZM216 212H214L213 214H215L216 215ZM222 212V211H221ZM220 212V213H221ZM219 213V211L217 212V214ZM219 213V214H220ZM223 213V212H222ZM261 213V212H260ZM218 214V215H219ZM217 215V216H218ZM221 215H223V214H221ZM216 216V217H217ZM225 216V215H224ZM220 216H218L217 217V219L216 218H213V219H211L212 221L211 222H213V221H218ZM223 218V217H222Z\"/></svg>",
  "mask_w": 264,
  "mask_h": 264
}]
</instances>
